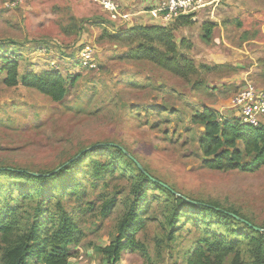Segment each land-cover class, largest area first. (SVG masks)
I'll use <instances>...</instances> for the list:
<instances>
[{
  "label": "rangeland",
  "instance_id": "obj_1",
  "mask_svg": "<svg viewBox=\"0 0 264 264\" xmlns=\"http://www.w3.org/2000/svg\"><path fill=\"white\" fill-rule=\"evenodd\" d=\"M114 2L117 10L110 12L91 0H0V67L6 64L3 56L19 65L15 86L4 83L6 70L0 72V168L54 172L83 150L99 148L83 157L72 174L47 180L43 194L37 193L38 181L0 170V218L11 215L17 227L41 207L40 220L49 222L63 205L83 231L70 264H107L96 246L113 239L132 181L114 166L98 178L93 169L110 163L112 149L102 146L120 145L191 201L237 209L253 225L264 227V166L254 172L207 168L198 141L205 127L192 122L206 107L216 110L220 121L234 120V99L240 92L253 86L264 93V0H206L187 25H178L179 17H158L172 30L180 53L197 67L198 88L135 59L131 50L137 44L110 37L130 31L134 15L144 23L150 7L147 0H135L138 4L131 8L137 14H132L120 0ZM207 24L213 26L209 39ZM137 25L144 24L133 27ZM45 71L66 79L68 93L62 101L22 84L28 73ZM114 199L112 211L103 214ZM172 200L163 191L147 190L135 236L156 262L185 264L187 251L193 253L200 240L226 230L215 223L214 214L209 224L183 219L176 239L169 241L163 225ZM231 236L243 259L252 261L250 240ZM120 260L144 264L139 252H124Z\"/></svg>",
  "mask_w": 264,
  "mask_h": 264
},
{
  "label": "trees",
  "instance_id": "obj_2",
  "mask_svg": "<svg viewBox=\"0 0 264 264\" xmlns=\"http://www.w3.org/2000/svg\"><path fill=\"white\" fill-rule=\"evenodd\" d=\"M191 23L190 16H180L178 25ZM211 24L205 25V37L211 36ZM110 37L124 45L137 44L132 54L135 59L146 60L162 69L193 82L194 87L201 86L195 76L199 74L194 63L184 57L174 41L172 30L162 25H137L128 32L111 33ZM6 61L2 70L7 71L4 83L15 86L19 83L18 63L9 57H1ZM22 84L38 90L49 96L53 101H62L68 93L66 79L58 72L45 71L40 74L28 73L22 78ZM194 124L205 127L199 137V146L203 152V165L209 169L229 172L233 170L254 172L264 166V125L253 127L237 120L220 121L216 110L206 107L192 116ZM123 147V146H122ZM103 148L112 149L111 160L105 168L99 166L93 169L94 176L102 177L103 172L110 167H115L127 174L132 181L130 187V201L125 203L126 211L117 223L116 233L108 245L96 246L97 254L107 264H119L124 252H139L143 255L144 264H160L155 261L144 243L136 239L142 221L139 209L146 198L147 190L163 191L173 198L172 206L167 209L166 223L163 225L165 236L169 241L176 239V233L186 220L196 223L209 224L210 214L216 215V224L225 227L223 233H213L211 237L200 240L194 252L187 251L185 264H264V227L255 229V225L237 209H225L217 203H204L191 201L185 195L178 193L173 186L165 183L163 186L157 177L153 176L143 165V171L135 159L128 156L120 146L107 145ZM125 148V147H124ZM126 149V148H125ZM99 150L86 149L75 160L66 163L61 169L49 173L35 175L27 169L0 168L25 181H38L37 193L43 194L47 180H52L60 175L72 174L79 166L83 157L92 156ZM127 150V149H126ZM137 159V158H136ZM138 160V159H137ZM139 161V160H138ZM107 169V170H106ZM152 178L157 179L153 180ZM163 182V181H161ZM67 189L73 188L67 185ZM75 193L74 189L72 191ZM52 196L48 194V197ZM65 197V194L63 195ZM116 199L103 207V214L112 211ZM12 212V211H11ZM41 207H38L32 219L23 225L15 227L8 217L0 218V264H69L73 258V247L81 242L83 231L63 205H60L57 217L51 215L49 222L40 220ZM195 214L194 220L191 216ZM234 214L243 218L240 220ZM239 234L250 240L253 259H243L238 249L239 243L233 239L232 234Z\"/></svg>",
  "mask_w": 264,
  "mask_h": 264
},
{
  "label": "built area",
  "instance_id": "obj_3",
  "mask_svg": "<svg viewBox=\"0 0 264 264\" xmlns=\"http://www.w3.org/2000/svg\"><path fill=\"white\" fill-rule=\"evenodd\" d=\"M99 3L106 10L115 12L117 6L114 0H91ZM206 0H161L158 7L151 11L153 17L192 16L199 8L205 6ZM235 113L234 120L253 127L261 126V119L264 116V93L258 92L253 86L240 92L234 99Z\"/></svg>",
  "mask_w": 264,
  "mask_h": 264
},
{
  "label": "crops",
  "instance_id": "obj_4",
  "mask_svg": "<svg viewBox=\"0 0 264 264\" xmlns=\"http://www.w3.org/2000/svg\"><path fill=\"white\" fill-rule=\"evenodd\" d=\"M133 1H135V0H120V2L121 3H123L124 4V7L126 6L128 9H130L129 10V12H131L132 14H137L136 12L135 13H133V11H132V8L131 7H134V6H136V5H134L135 4V2L134 3H132ZM161 2V0H147V2H146V4L147 5H149L150 7L148 8L149 10H147L148 12H149V14H145L144 16H145V18H144V23H142V22H137V20H139L140 19V17L138 18L137 16L138 15H134V23H129L128 22V25H127V28L128 27H131V28H133V26L136 24V23H140V24H144V25H163L164 23L162 22V23H160L159 21H163L161 18L159 19L158 17H153L152 15H151V11L153 10V9H155L156 7H158V5H159V3ZM137 9H139V8H137ZM129 12H127V13H125V15H132L131 13H129ZM151 17H153V18H158V19H156V20H152L151 19ZM125 29H126V27H125ZM72 259V258H71ZM72 261V260H71ZM69 264H70V262H69Z\"/></svg>",
  "mask_w": 264,
  "mask_h": 264
},
{
  "label": "water",
  "instance_id": "obj_5",
  "mask_svg": "<svg viewBox=\"0 0 264 264\" xmlns=\"http://www.w3.org/2000/svg\"><path fill=\"white\" fill-rule=\"evenodd\" d=\"M116 146H120V145H116ZM123 150H124V152L128 155V156H130V157H132V158H134L135 159V161H136V163L138 164V166L143 170V171H145L146 173H147V171L145 170V168L143 167V165L141 164V162H139L128 150H126L124 147H122V146H120ZM83 153V152H82ZM78 157V156H77ZM76 157V158H77ZM75 158V159H76ZM75 159H73V160H75ZM33 174H35V175H40L39 173H33ZM148 174V173H147ZM149 175V174H148ZM153 180H156V181H158L157 179H155V178H152ZM163 186H165V187H167V188H169V186L167 185V184H165L164 182H161V181H159ZM234 216L236 217V218H238V219H240V220H243V218H241V217H239L238 215H236V214H234ZM255 227V229H257V230H261V228H259V227H256V226H254Z\"/></svg>",
  "mask_w": 264,
  "mask_h": 264
}]
</instances>
